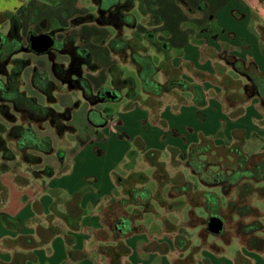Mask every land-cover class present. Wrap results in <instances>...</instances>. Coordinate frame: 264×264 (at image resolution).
<instances>
[{"label":"crops","instance_id":"0c3cea01","mask_svg":"<svg viewBox=\"0 0 264 264\" xmlns=\"http://www.w3.org/2000/svg\"><path fill=\"white\" fill-rule=\"evenodd\" d=\"M84 1H87L86 8L79 0H0V33L8 35L13 28L14 19H17L22 46L30 34H50L59 41L69 38L75 44L79 41L82 45L76 46L90 56L91 69L83 75L90 82L91 91L95 94L110 85L113 69H116L115 75L124 77L123 67L130 65L137 73L136 66L128 56L124 61L121 56L118 58L117 54L110 51L109 40L121 36L119 33L124 34L125 30L130 34L126 33L124 38H129L134 30L140 33L151 30L156 33L158 41L167 43L170 48V74L195 83L202 89L206 103L198 107L193 103L190 92L178 89L159 97L144 94L139 89V100L130 102L123 97L114 103L119 111L116 117L105 116V124L101 126H93L89 121L85 123L82 130L85 129L89 138L75 150L67 152L62 149L57 152L56 146H53L54 152L49 156H55L54 166L43 161V156L41 157L42 163L52 169V175L35 177L40 190L34 194V189L25 188V202L21 200L24 191L12 180L4 177L3 167L8 163L0 157V241L8 240L7 236L11 233L17 235L10 240V249L21 250L22 253H25V247L19 242L21 238L25 234L35 235L33 229L25 230L26 222L33 218L54 215V211H71L72 200L68 201L69 196L81 188H85L86 192L81 197L80 209L85 211V215H100L93 211L107 206L104 199L111 202L112 193L116 188L113 175L122 176L126 172L127 176L130 171L137 172L134 171L137 159L143 158L149 151L159 154L161 149L169 147L181 152L191 143L197 142L200 134H217L223 120L228 124L227 131H223L225 137L229 134L228 137L231 138L230 133L234 129L243 130L246 134H264V105L259 97L254 95L246 98L244 87L227 89L218 79L222 66L226 65L227 76H238L240 81L241 77H244L239 72L242 68L264 76V0H135L132 11L136 24L131 30H117L112 25L98 24L94 20L98 15L97 3L93 0ZM137 14L141 16V20L137 18ZM86 15L93 16V19L78 20ZM150 16L159 17L160 24L148 27ZM84 37L86 38L83 40ZM223 48L226 53H222ZM152 51L155 53L152 58L156 65L163 58H167L160 52L153 49ZM21 53L30 54L22 51ZM34 69L35 67L31 71ZM164 77L163 72L159 71L154 79L161 84ZM244 79L245 82H242L245 86L248 81L245 77ZM83 100L85 111L96 110L103 118L105 113L100 112L101 103L90 105L84 98ZM223 101L228 103L230 112L236 111L237 114L227 116ZM56 103L58 102L52 103V107ZM65 109L66 107L62 111ZM56 111L61 112V109ZM72 113L70 110L67 130L63 133L65 138L67 134L71 136L73 132L78 133L70 124ZM98 132H103L101 139L94 138ZM108 134L129 142L109 156L110 161L104 169H93L95 166L89 167L88 164L105 154L99 147L107 140ZM72 136L74 138V134ZM186 139L189 141L185 142ZM117 167L119 168L116 171ZM58 193H61V198H65L64 203L57 200L55 202V197L51 195ZM76 201H73L74 208ZM44 221L47 227L48 222ZM50 243L52 252L47 257L48 264H60L66 258L65 241L62 236H55ZM19 247L21 249H18ZM73 248L80 249L78 245ZM36 255L40 259L38 253ZM75 258L79 261L73 264H90L86 257ZM3 263L10 264L0 261V264ZM257 264H264V261Z\"/></svg>","mask_w":264,"mask_h":264},{"label":"trees","instance_id":"16d2710c","mask_svg":"<svg viewBox=\"0 0 264 264\" xmlns=\"http://www.w3.org/2000/svg\"><path fill=\"white\" fill-rule=\"evenodd\" d=\"M93 1L98 5V15L94 19L98 24L112 25L117 30L123 28L134 29L136 19L132 14V9L135 0ZM92 19L93 16L86 15L78 20L88 21ZM160 22L159 17L150 16L147 26H157ZM18 31L19 21L14 19L11 32L8 35L0 33V119L1 122L8 124L3 126L0 122V157L2 161L8 164L13 162L16 155L9 146V143L13 142L24 164L34 166L40 164L42 156L53 153V142L49 136H39L28 125L48 121L58 136L63 135L67 130L66 123L70 117V109L66 108L64 111L58 112L51 107V104L55 102L53 95L55 86L44 70H38L37 68L33 72L30 82L33 89L43 95L47 105L39 104L34 97L27 96L20 89L19 79L25 67L29 65V61L25 58L15 57L22 51ZM108 48L112 53L121 57L128 56L131 63L136 66L142 93L159 97L173 89H178L190 92L196 106L202 107L205 105V95L202 89L195 83L182 80L176 74H170L171 72L168 70L171 62L170 48L167 43L158 41L156 33L153 31L147 30L140 33L134 30L129 38L123 36L113 37L108 42ZM151 49L166 55L167 58H163L156 65L152 56L149 55ZM159 71L165 75L164 82L161 84L154 79ZM239 72L248 81V84L244 86V97L249 98L255 95L259 97L261 104L264 105V76L258 72H247L243 68ZM56 76L58 79L60 78L58 75ZM84 84L83 96L90 105L109 101L118 102L123 97L127 98L129 102L140 98L131 77L124 78L121 75L112 74L110 86L101 88L95 94L91 91V85L87 79L84 80ZM88 112H95L100 118L98 124L91 122L89 119L91 125L101 126L105 124L106 119H103L98 111L89 110ZM18 116L26 121L25 124L17 123ZM221 132L219 130L213 136L200 134L197 142L191 143L179 153L180 159L184 161L187 170L197 179L200 185L199 188L195 187L191 181H185L184 179H180L181 185L174 184V179L170 180L171 189L177 191L178 197L183 198L189 206L193 205L196 210L203 211L208 215V222L212 218L220 219L218 216L221 215L224 207L235 215H256V207L249 205L253 202L251 201L253 196L264 203V149L256 150L257 152L252 154L244 152L247 143L245 132L240 129L231 131V140L228 145H216L215 139L217 137L222 138L223 133ZM237 132L240 134H236ZM154 153V151L145 153V159L147 157L151 158ZM160 165L161 163H156V166ZM152 166L154 167L155 164ZM6 167L7 165L3 167V170ZM41 174L43 177H49L52 175V169L44 166L42 170L34 171L36 177L41 176ZM113 179L115 185L121 189L123 196L114 205L104 207L100 213L113 217L112 215L118 214L117 205L120 209L133 208L127 217L112 218L110 225L113 236L109 240L114 241L111 251L117 257H122L128 252L125 251V248L124 251L118 250L121 245L118 240L135 232L134 226H132V222L136 221L134 215L142 211L140 208L145 209L144 214L150 213L153 198L149 188L145 185L147 177L140 172L130 171L125 177L113 175ZM212 188H216L218 192L212 191ZM85 192L86 189L81 188L69 196L68 201L71 199L75 202L77 199L76 207H72L71 211L68 209L65 213L54 211L56 213H54V218L63 222L68 227H66L67 229L78 230L76 224L85 215V211H82L79 207L81 197ZM60 194L58 193L55 196L51 194L52 197H55V202L56 200L57 202L64 201L65 198H61ZM229 196L234 197L230 200ZM75 212L77 215H75ZM123 215H125V211ZM49 216L51 217V215ZM46 230L51 233L50 240L55 236H62L65 241L66 258L60 264H73L79 261L74 257L76 250L69 248L71 245L66 242L64 232L61 234V231H52L50 223H48ZM262 230L259 221L238 226V231L245 237L252 233H260ZM28 238L30 240L28 245L31 247L25 248V253H19L22 264L36 262L32 249L37 248L35 246L39 247L40 242L42 243V240L34 241L30 236ZM253 240H257L256 237L249 239L247 245L254 248L256 244ZM44 243L45 240L42 244ZM102 254H104V250ZM104 255L109 256V253L107 252Z\"/></svg>","mask_w":264,"mask_h":264},{"label":"rangeland","instance_id":"374dc122","mask_svg":"<svg viewBox=\"0 0 264 264\" xmlns=\"http://www.w3.org/2000/svg\"><path fill=\"white\" fill-rule=\"evenodd\" d=\"M86 2L87 1L79 0V3L82 6H85V8ZM132 14H134L133 11ZM137 18L141 20V16L138 14ZM123 33L124 34H119L121 36L126 33L128 35L130 34L126 30ZM85 38L86 37L82 39L84 40ZM96 42H98V40ZM76 44H79V46L82 45L79 41H76ZM26 45L27 42L25 43V46ZM226 52L225 48H223L222 53ZM152 54L155 53L151 49L149 55L152 56ZM15 57H23L29 61V66L25 69L19 79L20 89L25 92L27 96L34 97L39 104L47 105L45 98L33 89L30 82V74L33 67L46 71L48 73V77L55 84L56 91L53 92V95L56 98L54 101L58 102L53 107L51 105V107L55 110L61 109V112L63 108H69L73 112L71 114L72 118L70 120V124L78 130V133H72V135L74 134V138L72 135L70 136L68 134L66 138L64 135L57 136L48 121L42 123H30L28 126L32 127V129H34L39 136H49L52 139L53 146H56L57 152L62 149L67 152L75 150V148L79 147L86 139L89 138V134L85 132V129L84 131L82 130L85 123L90 119L91 122L98 124L100 122V118L95 112L85 111L83 95L80 90L70 91V88L58 82L57 77H55L53 75L54 73L50 70L51 62L65 65L68 61V56L57 55L56 57L49 59L47 55L37 57L34 56V54L26 55L18 53ZM117 57L119 58L120 56ZM123 60L125 61V59ZM123 69L124 78L131 77L134 80L136 92H138L141 88L140 79L138 78L137 73L131 69L130 65H127L126 68L123 67ZM87 70L89 69L84 68L83 73ZM226 71L227 65L222 66L220 70L221 74L218 78L220 79V84L223 87L227 89H237L238 86L241 88L244 87L242 82H245L244 77H241L242 79L240 81L237 79L238 76H227ZM114 103L116 102L109 101L103 102L99 105V108L101 109L100 112H103V114L105 113V115H103V119H105V116L116 117L119 111L117 109V105ZM227 105L228 103L223 101V109L227 116L237 114L236 111L230 112L231 110L227 108ZM225 121L226 120H223L220 123L218 131L221 130V133L223 134L222 138L217 137L215 139L216 145L226 146L230 143L231 138L228 137L229 134H226L227 137H225L223 132L225 130L227 131L228 124ZM25 122L26 121L22 120L20 116L17 117V123L25 124ZM1 124L3 126L8 125L5 122H1ZM68 129L71 131L73 130L71 128ZM102 134L103 132H98L94 138L101 139ZM236 134L239 135L240 133L237 132ZM247 134L246 151L244 152L252 154L257 152L256 150L264 148V134L254 132H248ZM79 135L80 137L78 138L77 136ZM188 141L189 140L187 139L185 140V142ZM128 142L129 141L113 136V134H108L107 140L99 147L104 150L105 154L98 157L95 162L88 164L89 167L95 166L93 169H104L110 161L109 156L116 153L118 149L124 147ZM9 146L13 149L16 156L13 162L7 164V167L3 170L5 171L3 174H5L4 177L6 179L12 180L20 190L24 191L21 196V200L25 202V188L29 187L34 189V194L40 190L38 183L36 182L37 180L35 179L36 176L34 175V171L42 170L45 165L42 161L39 165H25L20 153L15 149V144L10 142ZM172 149L165 147V149L160 150V155L155 152L151 158L147 157L145 159L143 156V158L139 157L136 161L134 171L140 172L147 177V183L145 185L149 188L153 198L151 202L152 209L150 213L144 214L145 209L140 208L142 211L140 210L141 212L134 215L136 221L132 222L135 232L118 240L121 243L118 250L124 251L125 248V251L128 252L125 256L117 257L114 255V252L111 251L114 241L109 240L113 236L110 225L112 223V218L118 219L119 217H127L133 208L128 207L126 209H120L117 205L116 208L118 214L112 215L113 217H110L111 215H102V213H100L104 207L99 211H93L96 213L98 212L100 215H84L80 222L76 224V227L78 228L77 231L67 229L68 227L63 222L54 218V215H51V217L49 215H45L40 218H33L31 221L26 222L24 224L25 230L27 231L28 228H31L33 229V233L35 235L25 234V236L19 241L20 244L23 245L22 247H31L28 245L30 242L28 235H32L33 238H31L34 241L42 240L43 243V240H45V243L42 244L40 242L39 247L35 246L37 248L32 249L36 262H28L25 264H48L47 257L52 252L50 243L51 233L46 230L45 227L47 224L44 220L50 223L52 231H61V234L64 232L66 235V242L71 245L69 248L74 249L73 246L78 245L80 249L75 251L74 256L77 258L86 257L90 261V264H257L263 262V201L258 200L254 196L252 197L253 200L251 199V201L253 202L249 203V205L251 207H256V215H235L233 212L224 207L221 215L218 216L222 221V229L216 233L211 232L207 225L208 215H206L203 211L196 210L193 205L189 206L183 198L178 197L179 195L177 191L171 189L170 180L172 179H174V184L176 185H181V180L184 179L185 181H191L194 183L195 187H200L197 179L193 177L189 170H187L184 161L180 159L179 150ZM43 161L54 166L56 158L54 155L43 156ZM156 163H161V165L156 166ZM153 164H155L154 167L152 166ZM118 168L119 167L116 168V171ZM125 174L126 172H124L122 176H126ZM42 176L43 175L41 174L39 177L42 178ZM211 190L218 192L216 188H212ZM122 196L123 194L121 189L116 186L112 193V200H110L112 203H109V200L104 199V204L110 206L114 205L120 198H122ZM233 197L234 196H229V199L232 200ZM64 201L62 202L64 203ZM71 206L73 207V200L71 202ZM124 211L125 215H123ZM253 221H259L261 223L263 229L262 232L252 233L246 237L243 236L238 231V226L243 224L246 225ZM8 225L10 226V224ZM73 232H77V234ZM10 235L7 236L9 237L8 240L2 242L0 241V261H7L10 264H22L21 257L17 254H21L22 251L10 249V240L15 238L17 235H14L13 233ZM254 237H256L257 240H253L256 244L253 248L247 245V241ZM18 249H21V247ZM103 250L104 254L108 252L109 256L102 254ZM37 253L40 259L37 258ZM31 258L33 257L31 256Z\"/></svg>","mask_w":264,"mask_h":264},{"label":"flooded vegetation","instance_id":"af4514ba","mask_svg":"<svg viewBox=\"0 0 264 264\" xmlns=\"http://www.w3.org/2000/svg\"><path fill=\"white\" fill-rule=\"evenodd\" d=\"M208 30L210 31L211 28L209 27ZM43 35L50 37V39L52 40V45L48 47L46 50H44L43 52L37 53L32 50V46L37 47L36 46V44H38L37 39L41 38ZM31 37L33 38L32 40H31ZM43 40H44L43 45H40L38 47L43 48L45 47V45L47 46V43H49V40L48 39H43ZM22 52L30 53L34 55L35 54L47 55L49 59H51L52 57H56L57 55L68 56V61L65 65L59 64L56 62H51L50 70L52 71V73H54L53 75L55 77H57L56 75L60 77L59 78L60 80L57 78L59 83H61L62 85H66V87L70 88V91L80 90L83 95L84 87H85L84 80L86 79L85 76L83 75V68L91 69L92 64L90 61L89 53L78 48L76 44L73 42V40H70L69 38H67V40L59 41V40L54 39L52 35L50 34H41V35L30 34L27 39V45L22 46ZM121 58L126 59L125 56ZM26 67H28V65ZM35 70H37L36 67L34 70L31 71L30 81H31V76ZM112 74H116V69L112 70Z\"/></svg>","mask_w":264,"mask_h":264},{"label":"water","instance_id":"95a60500","mask_svg":"<svg viewBox=\"0 0 264 264\" xmlns=\"http://www.w3.org/2000/svg\"><path fill=\"white\" fill-rule=\"evenodd\" d=\"M33 38L31 37V40ZM43 39H48L49 40V43H47V46L45 45V47H38L40 45H43V42L44 40ZM38 40V44H36L37 47H34L32 46V50L37 52V53H41L43 52L44 50H46L48 47H50L52 45V40L50 39L49 36H45L43 35L41 38L37 39ZM222 221L218 218H212L210 219V221L208 222V229L211 231V232H219L221 229H222Z\"/></svg>","mask_w":264,"mask_h":264}]
</instances>
